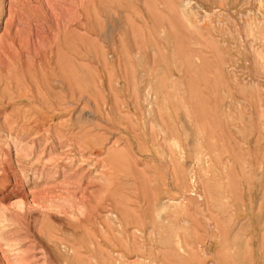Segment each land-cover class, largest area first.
Masks as SVG:
<instances>
[{
    "label": "rangeland",
    "instance_id": "374dc122",
    "mask_svg": "<svg viewBox=\"0 0 264 264\" xmlns=\"http://www.w3.org/2000/svg\"><path fill=\"white\" fill-rule=\"evenodd\" d=\"M0 234V264H264V0H0Z\"/></svg>",
    "mask_w": 264,
    "mask_h": 264
},
{
    "label": "bare ground",
    "instance_id": "6f19581e",
    "mask_svg": "<svg viewBox=\"0 0 264 264\" xmlns=\"http://www.w3.org/2000/svg\"><path fill=\"white\" fill-rule=\"evenodd\" d=\"M8 9H9V8H8ZM9 10H10V9H9ZM10 14H11V13H10ZM10 19H11V18H10ZM10 25H11V24H10ZM6 31H7V30H6ZM7 32H8V31H7ZM1 36H2V35H1ZM1 41H2V40H1ZM123 44H124V43H123ZM123 44H122V45H123ZM104 52H105V49H104ZM104 52H103V53H104ZM104 55H105V54H104ZM1 58H2V57H1ZM1 61H3V60L1 59ZM104 62H105V60H104ZM9 65H10V64H9ZM106 65H107V64H106ZM12 67H13V66H12ZM109 77H110V76H109ZM225 154H226V153H225ZM235 187H236V186H235ZM240 196H241V195H240ZM237 199H238V198H237ZM22 201H23V200H22ZM33 201H34V200H33ZM34 203H35V202H34ZM9 233H10V232H9ZM11 234H12V233H11ZM0 235H1V234H0ZM176 238H177V237H176ZM10 245H11V244H10ZM7 246H8V245H7ZM10 247H11V246H10ZM12 247H13V246H12ZM177 247H178V246H177ZM193 251H194V250H193ZM195 255H196V254H195ZM19 259H20V258H19ZM23 259H24V258H23ZM23 259H22V260H23ZM28 260H29V259H28ZM196 260H197V259H196ZM19 261H21V260H19ZM23 261H24V260H23Z\"/></svg>",
    "mask_w": 264,
    "mask_h": 264
}]
</instances>
